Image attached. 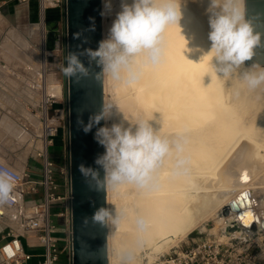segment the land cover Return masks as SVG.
Here are the masks:
<instances>
[{
  "label": "bare ground",
  "instance_id": "obj_1",
  "mask_svg": "<svg viewBox=\"0 0 264 264\" xmlns=\"http://www.w3.org/2000/svg\"><path fill=\"white\" fill-rule=\"evenodd\" d=\"M180 3L181 20L165 29L156 62L137 56L131 83L127 72L120 80L103 77L104 105L114 102L104 125L148 120L162 137L181 145L163 158L147 186L106 187V207L113 209L108 264H147L207 214L236 200L238 210L229 206L227 216L218 213L225 227L232 220L240 225L227 235L246 239L264 230L252 200L264 208V84L252 89L241 78L245 70L264 67L244 64L230 77L216 73L206 54L210 0ZM116 7L120 11V0ZM51 85L49 92L58 97L61 85ZM223 178L235 183L220 184Z\"/></svg>",
  "mask_w": 264,
  "mask_h": 264
},
{
  "label": "clouds",
  "instance_id": "obj_2",
  "mask_svg": "<svg viewBox=\"0 0 264 264\" xmlns=\"http://www.w3.org/2000/svg\"><path fill=\"white\" fill-rule=\"evenodd\" d=\"M103 8L101 16L110 13L112 0H104ZM209 10L208 39L211 47L206 54H211L216 73L230 77L253 58L254 49L261 44V34L254 32L252 23L246 19L244 0H223L222 4H218V0H210ZM181 17L180 0H132L130 4L128 0H120V11L115 14L106 37L98 47L68 53L66 66L61 70L68 79H79L92 74L94 62L100 68L94 73L97 80H102L105 74L113 80H120L122 73L127 72L131 83L135 79L132 72L135 58L143 54L148 61L156 62L162 52L165 29L178 24ZM82 55L88 57L89 66L81 61ZM252 68L243 71L241 78L249 88L255 89L264 84V68L260 67L258 72ZM112 109V105H104L99 113L89 116L87 124L79 121L85 133L96 127L94 140L104 148V152L96 156V167L81 163L78 170L87 186L94 191L108 186L116 188L125 183L147 186L163 158L174 149L181 150V145L162 137L148 120L138 119L128 126L123 122L100 126L102 120L111 118ZM14 199V180L9 172L0 171V205ZM92 219L106 223L113 219V209L98 207Z\"/></svg>",
  "mask_w": 264,
  "mask_h": 264
},
{
  "label": "crops",
  "instance_id": "obj_3",
  "mask_svg": "<svg viewBox=\"0 0 264 264\" xmlns=\"http://www.w3.org/2000/svg\"><path fill=\"white\" fill-rule=\"evenodd\" d=\"M60 15L59 9H49L47 21H53ZM37 19L36 0H0V160L25 171L28 180L37 182L36 192L15 193L17 206L0 205L4 212L0 216V246L9 239L7 233L25 219L24 209L43 197V189L39 184L41 162L34 156L35 150L40 147L37 137L39 123L34 114L37 94L32 87L38 69L37 48L41 35ZM55 107L65 108L60 96L56 99ZM49 156L55 162L66 161L67 130L64 126L58 128ZM57 182L58 192L66 193L68 186L65 178L60 175ZM63 207L62 201L52 203L51 214L57 218V222H54L57 237L62 235L65 239L67 226L64 219L57 216ZM20 240L24 250L31 255L28 262L37 264L42 259V247L36 237L20 236ZM60 260L67 263L65 252Z\"/></svg>",
  "mask_w": 264,
  "mask_h": 264
},
{
  "label": "water",
  "instance_id": "obj_4",
  "mask_svg": "<svg viewBox=\"0 0 264 264\" xmlns=\"http://www.w3.org/2000/svg\"><path fill=\"white\" fill-rule=\"evenodd\" d=\"M244 8L246 19L252 23L254 32L261 34L260 46L254 49L253 58L245 64L264 67V0H244ZM101 11V0H66L64 12L66 57L70 52L80 53L87 48L95 50L98 47L102 40ZM59 39V22L46 21V49L49 52L53 51ZM80 59L85 66H89L86 55L80 56ZM99 71L100 68L93 62L92 74L89 76L79 79L66 77L71 264H108L107 222L102 224L92 219L96 208L106 207V188L101 191L91 190L78 170L81 163L96 167L94 164L96 156L104 152V148L94 140L96 127L85 133L83 125L79 123L82 120L87 124L89 116L99 113L104 106L103 79L97 80L94 75ZM103 125L102 120L100 126ZM238 203L237 200L236 203L230 202L221 208L219 214L227 216L229 206L238 210ZM239 228L236 220H232L225 227V232L229 234ZM255 229V225H252V230Z\"/></svg>",
  "mask_w": 264,
  "mask_h": 264
},
{
  "label": "built area",
  "instance_id": "obj_5",
  "mask_svg": "<svg viewBox=\"0 0 264 264\" xmlns=\"http://www.w3.org/2000/svg\"><path fill=\"white\" fill-rule=\"evenodd\" d=\"M26 1V0H21ZM37 2V24L41 29L40 40L38 44V69L35 80L32 84L37 94V106L34 114L39 123V132L37 137L40 140V147L35 150L34 156L41 162V178L39 184L43 189L41 200L34 202L24 209L26 217L17 224V227L10 230L7 235L9 239L5 240L0 246V264H27L31 255L24 250L20 236H35L39 245L42 247V259L37 264H59L61 255L65 252L67 263L71 264L72 249L70 238V180L68 157L64 166H56L49 156V149L53 144L56 132L66 119V107H55L57 97L49 92V86L53 83L49 80V69L47 66L50 52L46 49V16L49 9L57 8L65 12L66 0H36ZM51 82V83H50ZM0 171H7L14 180L15 199L5 203L6 206H17L15 193H24L26 191L36 192V181L28 180V174L25 171L15 169L0 160ZM56 171H59L67 182L68 190L64 194L58 192V182ZM62 201L63 210L57 213V216L63 218L67 226L66 238H59L56 235V225L52 220L51 204ZM4 212L0 208V216ZM61 240L63 245L61 246ZM164 264V263H163ZM166 264H264L258 260L256 253L247 246L244 249L223 246L218 242L212 250H206L205 243L197 245L189 250H185L170 256Z\"/></svg>",
  "mask_w": 264,
  "mask_h": 264
},
{
  "label": "rangeland",
  "instance_id": "obj_6",
  "mask_svg": "<svg viewBox=\"0 0 264 264\" xmlns=\"http://www.w3.org/2000/svg\"><path fill=\"white\" fill-rule=\"evenodd\" d=\"M117 2L118 0H112L113 9L112 12L106 13L105 16H102V39H104L107 35L108 29L111 26L112 21L115 19V14L117 13ZM115 7V8H114ZM103 10V9H102ZM210 11V10H209ZM114 12V13H113ZM116 12V13H115ZM59 30H60V39L57 47L50 52V59H48V69H49V80L53 83H58L61 85V89L57 90L58 96H60L61 101L65 104L66 107V77L62 72V67L66 66V48H65V15L64 11L61 12L59 16ZM38 53V48H37ZM105 77V76H104ZM113 101V100H112ZM110 104H114L111 103ZM62 125H65L66 128V119ZM67 130V128H66ZM54 163L60 167L64 166L65 160L61 162ZM56 178L60 177L59 171H56ZM261 172L258 174L260 175ZM215 180L212 181L211 185H213ZM217 181V180H216ZM215 181V182H216ZM221 183L231 184L235 183L234 180L223 178L220 181ZM234 194L231 195L233 197ZM253 207L254 210L260 215V219H264V208L263 205L259 202L257 198L253 197ZM255 200V201H254ZM53 211V209H52ZM215 212V213H214ZM212 211L210 214H207L203 217L197 224V227L188 233L184 237H179L175 239L170 245L167 246L166 250L159 253L157 256L153 257L151 261L147 264H166V260L169 259L170 256H176L177 253L189 250L193 247H197V245H201L205 243L206 250H212L215 245L220 242L223 246L228 247L229 249L233 248H241L244 249L249 246L252 249L253 253H256V256L259 261L264 260V230L258 231L256 233H250L246 239H242L238 236L227 235L225 232V221L226 219H221L218 216L220 210ZM231 218V217H229ZM53 222H57L56 217H52ZM204 221V222H203ZM228 237V238H226ZM62 235L60 236V239ZM62 261H59V264H62ZM27 264H32L31 261L27 262ZM143 264V263H141ZM146 264V263H145Z\"/></svg>",
  "mask_w": 264,
  "mask_h": 264
},
{
  "label": "trees",
  "instance_id": "obj_7",
  "mask_svg": "<svg viewBox=\"0 0 264 264\" xmlns=\"http://www.w3.org/2000/svg\"><path fill=\"white\" fill-rule=\"evenodd\" d=\"M46 19H47V16H46ZM54 20L59 21V18H55ZM60 261H61V260H60ZM62 264H65V263H62Z\"/></svg>",
  "mask_w": 264,
  "mask_h": 264
}]
</instances>
